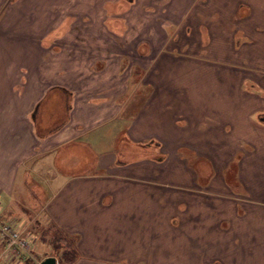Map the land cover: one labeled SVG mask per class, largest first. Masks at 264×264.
Returning <instances> with one entry per match:
<instances>
[{
    "label": "crops",
    "instance_id": "1",
    "mask_svg": "<svg viewBox=\"0 0 264 264\" xmlns=\"http://www.w3.org/2000/svg\"><path fill=\"white\" fill-rule=\"evenodd\" d=\"M261 20L264 0H0V217L35 224V258L57 229L71 264H264Z\"/></svg>",
    "mask_w": 264,
    "mask_h": 264
},
{
    "label": "rangeland",
    "instance_id": "2",
    "mask_svg": "<svg viewBox=\"0 0 264 264\" xmlns=\"http://www.w3.org/2000/svg\"><path fill=\"white\" fill-rule=\"evenodd\" d=\"M121 3H124V0H121ZM123 8L124 7H121V10H123ZM155 9V8H154ZM155 10H157V9H155ZM260 10H261V8H260ZM260 10H259V13H258V15L260 16ZM261 22L263 23L262 24V27L264 26V20H261ZM170 33V32H169ZM129 38H131V39H141V41H140V43H138L137 45V48H135L133 51H136V55L137 56H142V55H144V54H147L149 51H150V49L151 50H153L154 49V47L153 46H150L149 45V43L148 42H146L145 41V39H154V37L152 36V34H151V31H134L132 34H130V36H129ZM260 44H258L257 45V47L258 48H255L254 50L256 51V55H255V57H261V58H264V42H263V40H260V42H259ZM262 45V46H261ZM121 49H123V45L121 44ZM180 49H186V47H184V48H180ZM217 49H218V51H219V54H222L224 51V48L223 47H220V46H217ZM128 51H131V49H129ZM133 51H131V52H133ZM231 56L233 55V57L235 56V52H232V54L231 53H229ZM128 57H129V55L127 56V59H128ZM133 57V56H132ZM134 60H136V59H134ZM218 64V63H217ZM216 64V65H217ZM124 65H126V63H124ZM124 65H123V67H124ZM135 65V67H137V70H139L140 68H138V66L137 65H140L139 63H138V61L134 64ZM232 66V65H231ZM178 67V66H177ZM233 67H235L234 65H233ZM176 70H177V68H176ZM183 71V69L182 68H180L178 71ZM196 71V70H195ZM198 71V70H197ZM196 71V72H197ZM186 73V72H185ZM187 74H189V75H187ZM172 79H174V81H176V82H182V83H184L185 84V86L186 87H190V86H192L193 85V81L195 82V84H197V85H199V82H198V80L197 79H192V74H190L189 72L188 73H186V74H184V73H176V77H174V78H172ZM146 92H144V94H145ZM126 116L127 115H130V113H129V111L127 110V113L125 114ZM126 118L127 117H124V119H122L121 118V122L124 120L125 122L127 121L126 120ZM128 119V118H127ZM99 129V128H98ZM94 131H91V134H94L93 133ZM121 140V139H120ZM123 145L124 144H121L120 145V147L121 148H123ZM36 227L35 226V224H30V225H28V227H27V230H28V233H30L31 231H32V228L33 227ZM41 226V228H43L44 229V227H43V225H40ZM47 228V227H46ZM45 228V229H46ZM31 234V233H30ZM39 241H37V243H38ZM46 243H47V241H45ZM36 243V244H37ZM67 243H65L64 241H61V245L60 244H58L60 247L61 246H63V245H66ZM38 249H37V254L39 255L37 258H36V260L35 259H32L31 261H29L28 263L29 264H37V262L39 261V259H42V258H44L45 257V255H47V253L48 254H53V255H56V253L55 252H53V251H50L49 250V252H47V248H46V245H42V244H38ZM50 249H51V247H50ZM61 251L62 250H60L59 251V253H61ZM58 258H59V255L57 256ZM58 261V260H57ZM59 262V261H58ZM61 262V261H60ZM27 263V264H28ZM62 263V262H61ZM60 263V264H61Z\"/></svg>",
    "mask_w": 264,
    "mask_h": 264
},
{
    "label": "built area",
    "instance_id": "3",
    "mask_svg": "<svg viewBox=\"0 0 264 264\" xmlns=\"http://www.w3.org/2000/svg\"><path fill=\"white\" fill-rule=\"evenodd\" d=\"M33 241L32 234L26 233L20 222L0 217V264H26Z\"/></svg>",
    "mask_w": 264,
    "mask_h": 264
},
{
    "label": "trees",
    "instance_id": "4",
    "mask_svg": "<svg viewBox=\"0 0 264 264\" xmlns=\"http://www.w3.org/2000/svg\"><path fill=\"white\" fill-rule=\"evenodd\" d=\"M61 241H64L67 244L60 247L58 244L61 245ZM48 242L53 246V250L56 253L55 257L59 263L62 262L61 264H71L73 262L77 254L74 245L75 239L71 238L65 233H61L60 230L56 229V231H54V233L48 239ZM60 250H62L61 253H59ZM58 255L59 258L57 257Z\"/></svg>",
    "mask_w": 264,
    "mask_h": 264
},
{
    "label": "water",
    "instance_id": "5",
    "mask_svg": "<svg viewBox=\"0 0 264 264\" xmlns=\"http://www.w3.org/2000/svg\"><path fill=\"white\" fill-rule=\"evenodd\" d=\"M40 264H57V260L54 256H48L44 258Z\"/></svg>",
    "mask_w": 264,
    "mask_h": 264
}]
</instances>
